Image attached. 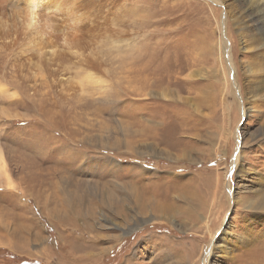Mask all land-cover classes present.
Segmentation results:
<instances>
[{"label": "rangeland", "instance_id": "1", "mask_svg": "<svg viewBox=\"0 0 264 264\" xmlns=\"http://www.w3.org/2000/svg\"><path fill=\"white\" fill-rule=\"evenodd\" d=\"M24 1L0 0V250L41 264H204L213 245L210 264H264V0H40L35 26L64 58L34 79L27 32L12 27ZM72 63L106 68V88L64 92ZM96 234L117 240L91 257Z\"/></svg>", "mask_w": 264, "mask_h": 264}, {"label": "bare ground", "instance_id": "2", "mask_svg": "<svg viewBox=\"0 0 264 264\" xmlns=\"http://www.w3.org/2000/svg\"><path fill=\"white\" fill-rule=\"evenodd\" d=\"M40 0H25L24 1V9L23 10H21V11H19L18 12V14L15 16V17H13L12 18V21H13V25H12V27H17V25H20L21 27H22V29L23 30H25L26 32H27V36L26 37H24L22 40H24L22 43H21V45H20V52H24V55H28L29 56V58L28 59H30L32 62H29V63H31V65H30V69H29V72H28V76H29V78H32V79H34V78H36L37 76H41L42 74H43V71H44V66H45V61H49V60H54V59H56V58H58V59H62V58H64V55H62V53L61 52H59L58 51V49H56V46H57V44H55L53 41H51V40H48L44 35H42L41 33H40V30H39V28H41V27H36L35 25L37 24V21H36V24H35V18H36V16L34 15L35 14V11H36V9H37V2H39ZM61 1V0H60ZM49 4V3H48ZM57 4V3H56ZM55 6V8H57L56 6H58V5H54ZM39 10V9H38ZM37 12V11H36ZM26 17H28V19H27V21L25 20L26 19ZM18 18H20V20L18 21L17 19ZM48 18V17H47ZM263 23V22H262ZM24 26V27H23ZM28 30H27V29ZM45 30V29H44ZM42 32V31H41ZM63 42L65 43V44H67V40H63ZM59 47V46H58ZM46 54H47V56H46ZM22 56H23V54H22ZM73 56V55H72ZM27 59V60H28ZM78 62V61H77ZM229 62V61H228ZM222 63V62H221ZM77 65V64H76ZM101 65V64H100ZM75 65L72 63V69L74 70V67ZM77 69V68H76ZM75 69V70H76ZM74 70V72H72L71 74H72V76H70V77H68V78H66V79H64L63 80V84H65V87H63L62 88V90L64 91V92H68V93H70V92H74V90L75 89H77L78 90V93H79V95L81 94V93H83V92H85L86 93V91H87V89L89 90L90 89V87H96L97 88V90L99 89V91H101V90H104L106 87H105V85L103 84V82H105L106 80H107V77H108V72H107V69L105 68V69H101L100 67H99V64H95V63H83V64H79V67H78V70H80V71H78L77 72V70L75 71ZM68 71H71L70 69H68ZM227 71V70H226ZM225 72V71H224ZM70 74V75H71ZM224 75H226V74H224ZM223 77V76H222ZM231 85V84H230ZM229 85V86H230ZM253 85V84H252ZM228 86V85H227ZM95 88V89H96ZM92 89V88H91ZM96 90V91H97ZM94 91V90H93ZM77 93V94H78ZM257 94V93H256ZM84 95V94H83ZM165 96V95H164ZM163 96V97H164ZM246 97V96H245ZM165 98V97H164ZM254 101H255V99H254ZM259 102H260V100H259ZM261 103V102H260ZM238 104L236 103V106H237ZM247 107V106H246ZM215 110V109H214ZM221 111V110H220ZM242 111V110H241ZM217 112V111H216ZM214 113V112H213ZM224 113H226V112H224ZM222 114V113H221ZM221 114H218V115H221ZM249 114V113H248ZM217 115V116H218ZM187 116H189V115H187ZM194 117V116H193ZM204 117V116H203ZM206 117V116H205ZM204 117V118H205ZM214 117V116H213ZM195 118H196V116H195ZM197 119V118H196ZM200 120H201V118H199ZM210 119V118H209ZM213 119V118H212ZM187 120V119H186ZM207 120V119H206ZM205 120V121H206ZM149 121V120H148ZM185 121V120H184ZM190 121H192V120H190ZM208 121V120H207ZM147 122V121H146ZM168 122V121H167ZM157 123H158V121H157ZM184 123H186V122H184ZM151 124V123H150ZM154 124V123H153ZM161 124V123H160ZM183 125V124H182ZM185 125H187V124H185ZM142 126H144L143 124H142ZM202 126V125H201ZM208 126V125H207ZM233 126V125H232ZM148 127V126H147ZM177 128V127H176ZM180 128V127H179ZM183 128H185V127H183ZM155 129H157V128H155ZM148 130V129H147ZM152 130V129H151ZM200 130V129H199ZM142 131V130H141ZM179 131V130H178ZM185 132V130H182V132ZM188 131H190V130H188ZM192 131V130H191ZM196 131V130H195ZM203 131V130H202ZM144 132V131H143ZM156 132V131H155ZM147 133V132H146ZM149 133V132H148ZM180 133V132H179ZM156 134V133H155ZM185 134H186V132H185ZM145 135V134H144ZM157 135L158 134H156V137H157ZM188 135V134H187ZM207 137V136H206ZM142 138V137H141ZM159 138V137H158ZM208 138H209V136H208ZM230 138H232V137H230ZM238 138V137H237ZM240 138V137H239ZM150 139V138H149ZM154 139V138H153ZM160 139V138H159ZM196 139V138H195ZM199 139V138H198ZM140 140V139H139ZM237 140V139H236ZM235 140V141H236ZM239 140V139H238ZM159 141V140H158ZM234 141V140H233ZM140 142V141H139ZM156 142V141H155ZM190 142V141H189ZM195 142V141H194ZM199 142V141H198ZM203 143V142H202ZM154 144V143H153ZM197 145V144H196ZM239 145H241V143L239 144ZM155 146V145H154ZM198 146V145H197ZM206 146V145H205ZM154 148V147H153ZM169 148V147H168ZM208 148V147H207ZM238 148V147H237ZM236 148V149H237ZM155 152H157V151H155ZM165 152V151H164ZM182 152V151H181ZM184 153V152H183ZM237 154L235 155L236 157H235V159L233 160L234 161V164L238 161V159H239V156L240 155H238V150H237V152H236ZM240 153H241V151H240ZM152 154V153H151ZM150 154V155H151ZM153 154H154V151H153ZM199 155V154H198ZM184 156V155H183ZM186 156V155H185ZM142 157V156H141ZM168 157V156H167ZM177 157V156H176ZM178 157H180V156H178ZM200 158V157H199ZM242 158V157H241ZM141 159V158H140ZM151 161V160H150ZM159 161V160H158ZM180 161V160H179ZM232 161V162H233ZM182 162V161H181ZM143 164V163H142ZM176 164V163H175ZM241 164V163H240ZM170 165H172L173 166V164H170ZM230 165V164H229ZM228 165V166H229ZM237 165V164H236ZM152 166H154V165H152ZM235 166V165H234ZM150 167H151V165H150ZM156 167V166H155ZM167 167H168V165H167ZM171 167V166H170ZM239 167V166H238ZM139 168V167H138ZM169 168V167H168ZM185 168V167H184ZM240 168V167H239ZM141 169V168H140ZM159 169V168H158ZM181 169V168H180ZM161 170V169H160ZM238 170V169H237ZM162 171V170H161ZM164 171V170H163ZM173 171H174V169H173ZM212 171V170H211ZM214 171V170H213ZM171 172V171H170ZM176 172V171H175ZM180 172V171H179ZM232 172V171H231ZM141 173V172H140ZM206 173V172H205ZM221 173V172H220ZM129 174V173H128ZM234 174V173H233ZM236 175H237V173H235ZM141 175V174H140ZM170 175V174H169ZM232 175V174H231ZM6 176V175H5ZM155 177V176H154ZM153 177V178H154ZM102 178V177H101ZM132 178H133V176H132ZM140 178V177H139ZM142 178V177H141ZM220 178V177H219ZM100 179V178H99ZM134 179V178H133ZM137 179V178H136ZM157 179V178H156ZM168 179V178H167ZM174 179V178H173ZM178 179H179V176H178ZM264 179V178H263ZM147 179H145V181H146ZM155 180V179H154ZM170 180H172V179H170ZM262 180V179H261ZM138 181V180H137ZM150 181V180H149ZM156 181V180H155ZM173 181V180H172ZM6 182V181H5ZM7 182H9L8 181V179H7ZM175 182H176V180H175ZM257 182V181H256ZM263 182V181H262ZM1 183V182H0ZM138 183V182H137ZM158 183V182H157ZM6 184V183H5ZM184 184V183H183ZM225 184V183H224ZM229 184V183H228ZM2 185V184H1ZM4 185V184H3ZM2 185V186H3ZM7 185V184H6ZM6 185H4L5 187H6ZM3 186V187H4ZM158 186V185H157ZM156 186V187H157ZM166 186V185H165ZM164 186V187H165ZM172 186V185H171ZM96 187V186H95ZM130 187H132V186H130ZM163 187V186H162ZM145 188V187H144ZM251 188V187H250ZM264 188V187H263ZM5 189V188H4ZM128 189V188H127ZM147 189V188H146ZM153 189V188H152ZM152 189H150V190H152ZM158 189H159V187H158ZM172 189H173V187H172ZM129 190V189H128ZM143 190V189H142ZM226 190H227V188H226ZM233 190H234V188H233ZM171 191V190H170ZM176 191V190H175ZM229 191H231L230 189H229ZM6 192V191H5ZM131 192V191H130ZM148 192V191H147ZM150 192V191H149ZM180 192V191H179ZM182 193V192H181ZM248 193V192H247ZM132 194V193H131ZM143 194V193H142ZM226 194V193H225ZM229 194V193H228ZM235 194V193H234ZM148 195V194H147ZM21 196V195H20ZM150 196H151V194H150ZM248 196V195H247ZM130 197V196H129ZM256 197V196H255ZM20 198V197H19ZM91 198V197H90ZM132 198V197H131ZM231 200H232V202L233 203H235V199L233 198V194H231ZM70 199H74L73 197H68V198H66V200H68V201H70ZM260 203L259 204H257L256 203V205H258L259 207H260V204H261V206L264 208V203H262L263 202V200H262V198H261V196H260ZM20 201V200H19ZM76 201H78L77 199H75V202ZM129 201H130V199H129ZM79 202V201H78ZM140 202V201H139ZM138 202V203H139ZM218 203V202H217ZM168 205V204H167ZM218 205V204H217ZM219 205H220V203H219ZM20 206V205H19ZM70 206H74V204L73 203H71V205ZM224 206V205H223ZM222 206V207H223ZM17 207V206H16ZM190 207V206H189ZM251 207V206H250ZM18 209H19V207H18ZM220 209V208H219ZM54 210V209H53ZM132 210V209H131ZM226 210V209H225ZM263 210V209H262ZM5 211H7V210H5ZM255 211V210H254ZM90 212V211H89ZM190 212V211H189ZM114 215H115V218L117 219V218H119L120 217V215L118 214V210H115L114 212ZM216 213V212H215ZM217 214H218V212H217ZM224 214V213H223ZM259 214H261V213H259ZM216 215V214H215ZM256 215V214H255ZM24 216V215H23ZM187 216V215H186ZM193 217V216H192ZM191 217V218H192ZM217 217H219V216H217ZM257 217H259V215L257 216ZM24 218V217H23ZM22 218V219H23ZM103 218V217H102ZM199 219V218H198ZM202 219V218H201ZM218 220H220V219H218ZM228 220V219H227ZM252 220V219H251ZM148 221V219H146L144 222H146V223H148L147 222ZM203 221V220H202ZM130 222V221H129ZM143 222V223H144ZM207 222V221H206ZM254 222V221H253ZM132 223H135L136 224V219H135V221H133ZM248 223V222H247ZM2 224V223H1ZM0 224V225H1ZM66 224V223H65ZM65 224L63 225V226H65ZM130 224V223H129ZM164 224V223H163ZM219 224H220V222H219ZM258 224V223H257ZM159 225V224H158ZM6 226H7V224H6ZM128 226V230H124L123 232H124V235L127 233V232H129V231H132V225H127ZM200 226V225H199ZM209 226V225H208ZM257 226V225H256ZM25 227V226H24ZM108 227V226H107ZM204 228V227H203ZM218 228V227H217ZM235 228V227H234ZM233 228V229H234ZM210 229V228H209ZM216 229V228H215ZM222 229V228H221ZM230 229V228H229ZM232 229V230H233ZM205 230H207V229H205ZM235 230V229H234ZM211 231V230H210ZM229 231V230H228ZM256 231V230H255ZM216 232H217V230H216ZM76 233V232H75ZM236 233V232H235ZM151 234V233H150ZM165 235V234H164ZM234 235V234H233ZM237 235H238V233H237ZM252 235V234H251ZM151 236V235H150ZM149 236V237H150ZM152 236H154V235H152ZM160 236V235H159ZM157 237V238H160L159 240H160V242L161 241H163V245L161 244V247L163 248V250L162 251H164V252H168L171 248H173V247H171L170 248V244L169 243H171V245H172V243L173 242H168V240L167 239H163V237ZM213 236V235H212ZM215 236H216V234H215ZM243 236V235H242ZM246 236V235H245ZM165 237V236H164ZM168 237V236H167ZM252 237V236H251ZM76 238V239H75ZM109 238H113V239H115V240H117V236H98L97 234L95 235V236H91V235H89L88 236V240L86 241V242H84V244L81 242V239L80 238H77V237H73V240L76 242V243H82L83 244V248H84V250H87V252L89 253V256H91V257H94L95 255H93V253L95 252L94 250H97L98 249V247L100 246V245H102V244H106V242H107V240H113V239H109ZM148 238V237H147ZM151 238V237H150ZM220 238V237H219ZM218 238V239H219ZM230 238V237H229ZM235 238H236V236H235ZM255 238H256V236H255ZM254 238V239H255ZM152 239H154V238H152ZM152 239H149V240H152ZM156 239V238H155ZM171 239V238H170ZM190 239V238H189ZM222 239H223V237H222ZM226 239H228V238H226ZM253 239V240H254ZM62 240V239H61ZM256 240V239H255ZM85 241V240H84ZM141 241H143V240H141ZM147 241V240H146ZM158 240H156V242H157ZM170 241V240H169ZM209 241V240H208ZM229 241V240H228ZM231 241V240H230ZM229 241V242H230ZM263 240H261V242H262ZM105 242V243H104ZM153 242V241H152ZM160 242H158L159 244H160ZM182 242V241H181ZM247 242V241H246ZM260 242V243H261ZM155 243V242H154ZM177 243H178V241H177ZM176 243V241H175V244H177ZM184 243V242H183ZM186 243V242H185ZM184 243V244H185ZM244 243V242H243ZM249 243V242H248ZM253 243V242H252ZM179 244V243H178ZM191 244H192V242H191ZM210 244V243H209ZM255 244V243H254ZM183 245V244H182ZM190 245V244H189ZM233 245V244H232ZM239 245V244H238ZM256 245V244H255ZM82 246V245H81ZM192 246V245H191ZM198 246V245H197ZM200 246V245H199ZM153 247V246H152ZM258 247V246H257ZM155 248V247H154ZM189 248H191V247H189ZM228 248V247H227ZM230 248H232V247H230ZM246 248V247H245ZM248 248V247H247ZM44 249V248H43ZM50 249V248H49ZM146 249V248H145ZM159 249H160V247H159ZM179 249V248H178ZM177 248L175 249V250H178ZM181 249V248H180ZM198 249V248H197ZM215 249H217V248H214V246L213 245H211V246H209V247H207V253H206V255H205V259H204V264H210V262H209V257H210V255L212 254V252H214V250ZM106 250V249H105ZM104 250V251H105ZM189 250V249H188ZM204 250V249H203ZM246 250V249H245ZM160 251H161V249H160ZM161 251V252H162ZM179 251L180 250H178V252L177 253H179ZM187 251V250H186ZM185 251V252H186ZM198 251V250H197ZM235 251V250H234ZM247 251V250H246ZM249 251V250H248ZM255 251V250H254ZM261 251V250H260ZM170 252H171V250H170ZM200 252V251H199ZM225 252H226V250H225ZM232 252H233V250L232 251H230V252H226L225 254L226 255H228V256H230V254H232ZM47 253V252H46ZM172 253V252H171ZM182 253V252H181ZM205 253V252H204ZM86 254V253H85ZM170 254V253H169ZM186 254V253H185ZM202 254H203V252H202ZM202 254H201V256H202ZM214 254V253H213ZM238 254V253H237ZM247 254V253H246ZM250 254V253H249ZM252 254V253H251ZM162 255V254H161ZM167 255V254H166ZM165 255V256H166ZM222 255V254H221ZM221 255L219 256V257H221ZM234 255H235V253H234ZM248 255V254H247ZM256 255V254H255ZM169 256V255H168ZM201 256H200V259H201ZM213 256V255H212ZM222 256H224V255H222ZM238 256V255H237ZM243 256V255H242ZM251 256H253V255H251ZM226 257V256H225ZM258 257L261 259V258H264V250L262 251V252H260V253H258ZM156 258V257H155ZM164 258H166V257H164ZM163 258V259H164ZM228 258V257H227ZM230 258V257H229ZM199 259V260H200ZM233 259H234V257H233ZM241 259V258H240ZM254 259V258H253ZM157 260V259H156ZM166 260V259H165ZM169 260V259H168ZM199 260H197V261H199ZM229 260V259H228ZM211 261V260H210ZM238 261V260H237ZM241 261V260H240ZM255 261V260H254ZM260 261V260H259ZM259 261H257V262H255V264H258L259 263ZM263 261V260H262ZM49 263V262H48ZM46 264V263H45ZM128 264H136L135 262H134V260L133 261H131V262H129ZM167 264V263H166ZM195 264V263H194Z\"/></svg>", "mask_w": 264, "mask_h": 264}, {"label": "trees", "instance_id": "3", "mask_svg": "<svg viewBox=\"0 0 264 264\" xmlns=\"http://www.w3.org/2000/svg\"><path fill=\"white\" fill-rule=\"evenodd\" d=\"M0 254H4L1 256L3 258L9 259V260L12 259L11 261H13V260L18 261V264H41L38 261H28V259H21V258L15 256L9 252L8 253L6 251L4 252V250L3 251L0 250Z\"/></svg>", "mask_w": 264, "mask_h": 264}]
</instances>
